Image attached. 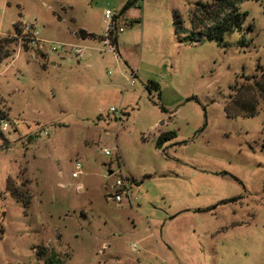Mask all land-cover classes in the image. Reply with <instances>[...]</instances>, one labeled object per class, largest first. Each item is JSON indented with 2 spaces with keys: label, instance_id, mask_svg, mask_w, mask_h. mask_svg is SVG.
Listing matches in <instances>:
<instances>
[{
  "label": "rangeland",
  "instance_id": "rangeland-1",
  "mask_svg": "<svg viewBox=\"0 0 264 264\" xmlns=\"http://www.w3.org/2000/svg\"><path fill=\"white\" fill-rule=\"evenodd\" d=\"M127 1L0 0V38L30 23L85 52L77 63L24 50L17 35L0 62V264H50L51 252L61 264H264V115L223 110L264 67V0L239 4L247 15L225 45L186 42L201 0H137L119 14L131 24L117 55L78 36H103L105 11ZM162 133L174 135L156 147ZM120 170L133 188L117 203L106 186ZM8 179L26 183V207Z\"/></svg>",
  "mask_w": 264,
  "mask_h": 264
},
{
  "label": "trees",
  "instance_id": "trees-1",
  "mask_svg": "<svg viewBox=\"0 0 264 264\" xmlns=\"http://www.w3.org/2000/svg\"><path fill=\"white\" fill-rule=\"evenodd\" d=\"M245 0H201L195 5L189 17V35H192L186 42L195 44L202 40H215L222 45L223 36L225 33L240 30L241 23L246 17V12H242L239 4ZM259 1V0H254ZM133 5L138 6L137 0H129L123 6L119 14H123L128 8ZM131 22H129L130 26ZM13 29L16 37L0 38V62L4 59L11 57L15 49L12 48L14 41H17V35L20 36L21 46L24 50L29 49L30 39L27 35L23 34L22 25L17 22L13 23ZM78 36L81 39L93 38L100 41L104 40V36H95L85 32L84 30L78 31ZM111 42L115 45L117 51V34L110 36ZM145 89L150 92L151 90L160 96V87L153 81H148L145 84ZM224 113L227 118H252L258 114L264 115V67H258L256 73L252 75L242 76V81H236L231 87V94L228 96L223 107ZM126 115V113H124ZM0 119L6 120L7 116L0 112ZM0 132V136H1ZM173 133H162L156 140V147H160L164 141L173 137ZM7 189L10 195L18 202H21L25 207L29 204L31 195L25 182L20 185L14 184L12 179H8ZM235 198H233L234 200ZM231 200V201H233ZM210 207L202 211H208ZM40 253V252H38ZM43 253V252H42ZM45 254V251L42 255ZM50 264H61V260H57L53 252L48 257Z\"/></svg>",
  "mask_w": 264,
  "mask_h": 264
},
{
  "label": "built area",
  "instance_id": "built-area-1",
  "mask_svg": "<svg viewBox=\"0 0 264 264\" xmlns=\"http://www.w3.org/2000/svg\"><path fill=\"white\" fill-rule=\"evenodd\" d=\"M105 33L103 34L104 40H102L103 44L105 45L106 49L114 55H117V51L115 45L111 42L110 36L116 35L118 33L123 32L124 27H126L129 22L120 19V15L111 12L110 10H106L105 14ZM121 24V25H120ZM23 34L27 35L30 39L29 48L34 50L38 53H47L52 52L56 54L60 53H68L70 54L75 60L79 61L84 58L85 52L84 48L77 44L72 43H54L51 41H47L38 37V33L33 28L32 24L27 23L23 25ZM136 78L135 72L130 74V78L128 81L129 85L134 84V79ZM112 111L114 109H111ZM9 126V123L6 120L0 119V129L6 130ZM41 135H46L45 131L40 133ZM105 155H109L110 152L107 149L103 150ZM117 160L119 158L117 156ZM81 173V165L80 163H76L74 167V171L72 172V177H77ZM108 176H112V172L108 174ZM133 188V181L130 180L127 176H124L119 171V174L115 176L113 183L106 186V195L109 199L121 203L124 198L128 201L130 200L131 190ZM133 248L136 249V245L133 244Z\"/></svg>",
  "mask_w": 264,
  "mask_h": 264
},
{
  "label": "crops",
  "instance_id": "crops-1",
  "mask_svg": "<svg viewBox=\"0 0 264 264\" xmlns=\"http://www.w3.org/2000/svg\"><path fill=\"white\" fill-rule=\"evenodd\" d=\"M116 14H118L119 15V13L117 12ZM84 39H82V41H83ZM118 50H119V47H118V42H117V53H118ZM118 59V58H117ZM77 61V60H76ZM77 63H78V61H77ZM134 72V71H133ZM136 74V73H135ZM109 173H110V171H109Z\"/></svg>",
  "mask_w": 264,
  "mask_h": 264
},
{
  "label": "water",
  "instance_id": "water-1",
  "mask_svg": "<svg viewBox=\"0 0 264 264\" xmlns=\"http://www.w3.org/2000/svg\"><path fill=\"white\" fill-rule=\"evenodd\" d=\"M130 180L132 181V178L130 177Z\"/></svg>",
  "mask_w": 264,
  "mask_h": 264
}]
</instances>
